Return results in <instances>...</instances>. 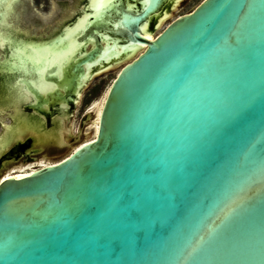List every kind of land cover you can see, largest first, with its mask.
<instances>
[{
    "label": "water",
    "instance_id": "95a60500",
    "mask_svg": "<svg viewBox=\"0 0 264 264\" xmlns=\"http://www.w3.org/2000/svg\"><path fill=\"white\" fill-rule=\"evenodd\" d=\"M113 1L143 49L95 139L0 182V264H264V0H203L152 40L169 0Z\"/></svg>",
    "mask_w": 264,
    "mask_h": 264
},
{
    "label": "flooded vegetation",
    "instance_id": "af4514ba",
    "mask_svg": "<svg viewBox=\"0 0 264 264\" xmlns=\"http://www.w3.org/2000/svg\"><path fill=\"white\" fill-rule=\"evenodd\" d=\"M94 2V0H82V2H80V4L74 10L69 12L68 16L63 17L59 22L52 26V28L50 25H47L48 23H43V21H41V24L38 26L45 27V30L41 34H34L35 32H32L33 34L29 33V31H31L29 28L30 25H22L17 22V25L14 24L15 26L13 27V39L10 40V42L5 41V46L0 43V58H2L0 63H2L4 60L8 63L12 56L13 47L15 48L18 47L17 45H21L29 49L35 48L37 46H50L56 41L63 40L66 37L68 31L76 28L80 20H82L84 17L89 19V24L87 26L88 28L83 30L76 37L78 40L77 42L80 44L90 39L92 43L89 47V50H87V52H76L71 57L70 61L64 65L63 71H57L56 67L51 66L45 70L39 71L37 70L36 65L32 63L29 65V69L31 68L30 70L19 69L16 65H12L10 69H2L0 71V103H3L5 110H7L9 105H15L17 103H15V98L12 96V94L16 92L20 95V97H22L23 102L19 103L21 104L23 115L26 117H35L37 120L40 119L43 123V126L38 128L37 134L41 132H55L57 131L59 124L63 123V143L59 144L58 148L56 146H48V148H43L42 145L37 144L39 141V136L34 134L27 136L24 140L16 142L10 149L1 154L0 176H2L4 170H6L9 166L35 160L38 155L45 152H59L60 155L66 150V147L73 146L79 142L81 138V132L84 127V121H81L79 132L77 134L70 133L67 125L68 120H70V118L74 115L75 111L77 110V106H79L81 103V101L80 103H77L76 101L78 92L83 90V88H81L82 74H87L88 66L97 64L98 61L101 60L104 48L99 40L100 35L107 34L114 38H120L123 43L126 41L124 36H119L118 34L114 33V30L116 29L113 21L115 8L112 6L114 5L115 1L111 3L112 5L110 4V6H108L109 8L106 12L103 10L105 14L103 13L102 16L97 15L98 9H96ZM36 3L37 6H31L33 13L36 14V16H41L43 19H49L52 16L51 2L48 1L44 5H41V3L38 1ZM16 10L18 9L16 8ZM151 22L152 28H154L155 26L153 27V25L155 24V21ZM98 43L100 44L102 51L90 62H86L84 64L83 62H80L77 64V61L82 60L86 53L94 49ZM126 43H129V41ZM124 56L125 53L118 56L117 59L121 60V58ZM108 64L109 62L105 61L104 65ZM100 66L101 64L94 66L95 68L92 72H95ZM71 68H75L74 74L79 75L75 78V88L73 93L68 95L65 79L66 74H72ZM112 69L113 68H110L101 74H105ZM35 74H45L44 79L48 82H53L55 89L46 92L40 91L38 86L33 83L37 77ZM57 74H63V76L58 77L56 76ZM59 81H61V83ZM53 91L56 93L58 92L60 98H54ZM8 99L11 100L8 101ZM10 110L14 112V109ZM7 115L10 118L12 127L16 126L20 119H22V116L21 118L20 116L15 118L10 114Z\"/></svg>",
    "mask_w": 264,
    "mask_h": 264
},
{
    "label": "bare ground",
    "instance_id": "6f19581e",
    "mask_svg": "<svg viewBox=\"0 0 264 264\" xmlns=\"http://www.w3.org/2000/svg\"><path fill=\"white\" fill-rule=\"evenodd\" d=\"M94 1H95L94 3L96 9H98L97 15H100L104 13L103 10L105 12L107 11V9L109 8L108 6H110L113 0H94ZM145 1L146 0L130 1L129 4L131 6L137 5L139 7L143 5ZM181 1L182 0H169L167 5L163 8V10L159 14L152 16L151 20L148 23L144 24L143 26L144 34L147 38L151 40L154 39L156 35H158L166 27L165 24L171 22L173 15L172 10L176 8L181 3ZM22 4L23 3L21 0H0V43L3 46H5V41L10 42V40L13 39L14 37V35L12 34L14 32L13 27L15 26L14 24L17 25V22L20 23L19 21L22 22L25 21L28 24H33L34 26H38L39 24H41L40 20H44L41 16H36V14L33 13L31 7L27 5L24 6ZM16 8L18 10H16ZM151 21H155V24L153 25V27L154 26L155 27L153 29H152ZM88 24H89V19L84 17L82 20H80L76 28L68 31L66 37L63 40L56 41L54 44H51L50 46H41V47L37 46L35 48H29V49L21 45H17L18 47L15 48L13 47L12 56L8 61L10 68L12 65H16L19 69L30 70L31 68L29 69V65H31L32 63L36 65V68L39 71L45 70L49 66L56 67L57 71H63L64 65L70 61L71 57L76 52L78 51L87 52V50H89V47L92 43L90 39H88L87 41L81 44L78 43L77 42L78 40L76 39V37L83 30L88 28L87 27ZM156 30H158V32H156ZM99 40L100 43L103 45L104 51L101 60H99L97 64H92L88 66L87 74H85V77L81 81V88L83 89H84V83L88 84L93 78L100 75L102 72L109 70L112 67L116 66L122 68L123 65L127 63V61L136 57L143 49L142 46L140 45H133L130 43L128 44L126 42L123 43V41L120 38H114L111 35H107V34L100 35ZM124 53H126L127 55L121 58V60L117 59L118 56ZM1 60L2 58H0V62ZM105 61H108L109 64L104 65ZM99 64H101V66L98 67L95 72H92L93 69L95 68L94 66H98ZM35 75L37 77L33 81V83L38 86L40 91L46 92L55 89V85L53 82L50 81L48 82L44 79L45 74H35ZM56 76L62 77L63 74H57ZM59 82L61 83V81ZM80 91L77 94L78 96L76 101L77 103H80L82 98L83 90ZM53 93L55 92L53 91ZM106 95L104 96L102 102L97 101L93 103L89 109L88 114L93 116L94 119H93V125L91 126L88 125V127H85L86 136H89L90 134V131L88 129L93 130L94 136L91 139L84 141L79 145H77L76 147H74L72 151H74L82 144L95 139L97 134L99 114L105 102ZM12 96L15 98L14 100L15 103L16 102L17 103L15 105H9L7 110L4 109L3 103L2 102L0 103V122L3 125V131L0 133V155L5 153L8 149H10L16 142H19L20 140H24L27 136L34 134L39 136V141L37 142V144L42 145L43 148H48V146H56L58 148L59 144L63 143V123L59 124L58 129L55 132L52 133L41 132L37 134L38 128L43 126V123L41 122L40 119L37 120L35 117L32 118L23 115V110L20 104L21 102H23L22 97H20V95L16 92H14ZM10 100L11 99H8V101ZM10 109H14V112H12ZM6 113L12 115L15 118H17V116H20L21 118L22 116V119H20V121L17 123L16 126L12 127L11 123L7 122L3 118V114ZM68 149H72V148H68ZM57 154H59V152H57ZM53 163H57V162H51V163L40 162L37 164L27 165L25 167H14L12 168L11 171H9L6 174H3L0 177V182L4 178L13 175L21 176L23 174H31L38 168Z\"/></svg>",
    "mask_w": 264,
    "mask_h": 264
},
{
    "label": "rangeland",
    "instance_id": "374dc122",
    "mask_svg": "<svg viewBox=\"0 0 264 264\" xmlns=\"http://www.w3.org/2000/svg\"><path fill=\"white\" fill-rule=\"evenodd\" d=\"M22 5H27L29 7L31 6H37V1L41 3V5H44L46 2L50 1L51 2V11H52V16L49 19H44L40 20L43 21V23H48L47 25H50L51 28L54 26L57 22H59L63 17L68 16L69 12L74 10L82 0H21ZM166 0H160L158 7H161L162 4ZM203 0H182L181 3L172 10V20L182 14H185L187 12L192 11L198 4H200ZM20 24H28L25 21H19ZM169 23V22H168ZM30 25L31 31L29 33L35 32L34 34H41L44 30L45 27H36L33 24H28ZM34 27H33V26ZM167 24H165L166 26ZM26 26V25H25ZM27 26V27H28ZM158 32V30H156ZM33 34V33H32ZM95 47L94 49L90 50L88 53H86V60L94 57L96 55V52L99 50ZM0 55H1V50H0ZM83 57V61L84 58ZM82 60H78L77 64H79ZM78 68V67H77ZM113 69L106 72L105 74H100L93 78L88 84L84 86L83 92H82V100L79 106H77V110L75 111L74 115L68 120V125L67 127L69 128L70 133L72 134H77L79 132V127L81 121H84V127L82 129L81 133V138L79 142L74 144L73 146H68L66 147V150L61 153L60 155L57 153H41L40 155L37 156L35 160H31L29 162L21 163V164H15L14 166H9L6 170H4L3 174L8 173L9 171L12 170L14 167H25L27 165L31 164H37L40 162H45V163H51V162H58L64 157H67V155L80 143L87 141L91 139L94 136L93 130L88 129L90 131L89 136H86V128L88 125H93V119L94 117L90 115V117H86V114L89 113V109L92 106L93 103L97 101H101L104 99V96L106 95L108 89L111 87L113 81L117 77L121 67H112ZM4 69H10V65L4 60L2 63H0V71ZM72 74H66V79L69 85L73 84L75 81V78L79 74H74L75 68H71ZM69 75V76H67ZM83 77H85V74H82ZM54 98H60L59 93L55 92L53 94ZM3 118L7 121L10 122L9 116L6 114H3ZM3 127L2 124L0 123V133L2 132ZM72 148V149H68ZM73 152V151H72ZM2 174V175H3ZM1 177V176H0Z\"/></svg>",
    "mask_w": 264,
    "mask_h": 264
}]
</instances>
